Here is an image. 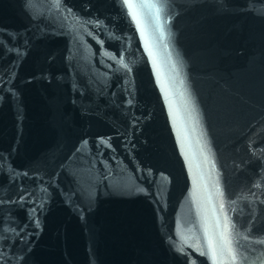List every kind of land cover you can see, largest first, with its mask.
<instances>
[{
    "label": "water",
    "instance_id": "water-1",
    "mask_svg": "<svg viewBox=\"0 0 264 264\" xmlns=\"http://www.w3.org/2000/svg\"><path fill=\"white\" fill-rule=\"evenodd\" d=\"M0 264H264V0H0Z\"/></svg>",
    "mask_w": 264,
    "mask_h": 264
}]
</instances>
